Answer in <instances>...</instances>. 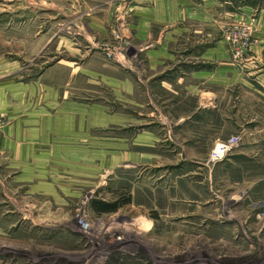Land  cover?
<instances>
[{
	"label": "rangeland",
	"instance_id": "1",
	"mask_svg": "<svg viewBox=\"0 0 264 264\" xmlns=\"http://www.w3.org/2000/svg\"><path fill=\"white\" fill-rule=\"evenodd\" d=\"M155 2L0 0V85L56 90L0 135L74 114L0 139V264H264V0H164L165 24Z\"/></svg>",
	"mask_w": 264,
	"mask_h": 264
},
{
	"label": "crops",
	"instance_id": "2",
	"mask_svg": "<svg viewBox=\"0 0 264 264\" xmlns=\"http://www.w3.org/2000/svg\"><path fill=\"white\" fill-rule=\"evenodd\" d=\"M162 1H164V0H156V2H155L156 3V9L154 10V12L151 13L152 17H150V20L161 18L157 23H160V24H165L167 22L170 23V22H172V20L175 19L173 6L171 4H163ZM26 5H27L26 9L29 8L28 5L30 7H39V5H37V3H34L33 1H31V3L30 2L26 3ZM62 31H64L65 33L68 34L69 42H70L72 34H71V27L69 26V24H68V27L63 28V30L60 29L59 33ZM52 33L53 32L48 31L44 35V37L45 36L50 37V35H52ZM44 37H42V39H40V40H44ZM40 40H38V41H40ZM52 72L56 73L55 70ZM45 78H47V77H45ZM51 86H53V85H50V87H48L47 85H33V83H31V84L25 83L24 84V83H13V82H11V84L6 83L5 85H0V113L11 114V113L16 112V113L21 114V111H18L16 109V106L19 105L20 110H22L21 106L24 108L23 102H27V105L31 108H33V107L39 108V106H46L45 102L47 100L46 101L44 99L42 101L38 100L36 95H38L39 92H41L43 95L44 94L49 95L50 90L53 92V94H55L56 90H54L53 87H51ZM53 94H51V95L54 96ZM53 104H54V102H47L48 106H52ZM66 104H68V103H66ZM67 108H68V110H65L66 114L63 115L62 117L60 115L62 113H60V112H58V114H54L52 116H49L48 118H46V115L42 116L40 118L30 117L29 120L31 122L36 121V122H34L35 123L34 126H36V127L32 128V129H27V130L23 129L22 124H21L22 122L27 121L28 116H26L15 127L5 129L3 134L0 135V139L1 138L2 139L3 138L9 139L10 137L12 138V137H15V135H18V136L27 137V138L32 137L31 139H32V142L34 141V144H32V142H31V145H37V144L43 145V144L54 143L53 139L57 138L56 136H59V132H62V130H60L61 127H67L69 132L71 131L72 118L74 117V114L70 112L71 111L70 104H68ZM27 109H29V108H27ZM60 109H62V108H59V110ZM22 111H25V110H22ZM45 139H49V140H47V142H49V143H45ZM28 145L29 144H26V146H28ZM51 146L52 147L50 149H48L47 154H51L53 152V145H51ZM29 148H30V152L32 153V150H31L32 146L31 147L29 146ZM55 151H56L55 153H58L59 149L57 148V149H55ZM69 151L70 150H68L67 153H69ZM40 152L38 150V152H35L38 154H32L34 156L33 159L35 161H39L40 159L43 160V158H44V160L48 159L49 161H52L51 163L53 165H55L54 163L58 162L57 161L58 159L55 157L53 158L52 155H46L45 154L46 150L41 149ZM0 187L2 188V192L6 193L4 191L5 190L4 185L2 184L1 180H0Z\"/></svg>",
	"mask_w": 264,
	"mask_h": 264
},
{
	"label": "built area",
	"instance_id": "3",
	"mask_svg": "<svg viewBox=\"0 0 264 264\" xmlns=\"http://www.w3.org/2000/svg\"><path fill=\"white\" fill-rule=\"evenodd\" d=\"M238 57V56H237ZM238 137H231L227 140L218 141L211 151L209 162L217 163L221 161L237 145Z\"/></svg>",
	"mask_w": 264,
	"mask_h": 264
},
{
	"label": "trees",
	"instance_id": "4",
	"mask_svg": "<svg viewBox=\"0 0 264 264\" xmlns=\"http://www.w3.org/2000/svg\"><path fill=\"white\" fill-rule=\"evenodd\" d=\"M92 210L97 214L113 212L115 207L113 205H107L105 203L96 202L92 205Z\"/></svg>",
	"mask_w": 264,
	"mask_h": 264
}]
</instances>
